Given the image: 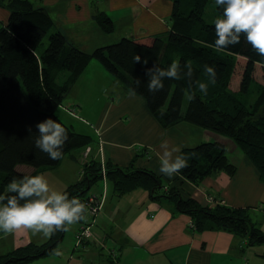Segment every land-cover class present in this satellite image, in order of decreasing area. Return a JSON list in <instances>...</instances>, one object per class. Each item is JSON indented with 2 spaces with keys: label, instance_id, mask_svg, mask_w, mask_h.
Here are the masks:
<instances>
[{
  "label": "trees",
  "instance_id": "16d2710c",
  "mask_svg": "<svg viewBox=\"0 0 264 264\" xmlns=\"http://www.w3.org/2000/svg\"><path fill=\"white\" fill-rule=\"evenodd\" d=\"M208 2L172 0L166 34L147 38L123 36L85 51L59 30H52L46 46L40 49L53 26L48 11L43 6H34L30 0H0L9 10L5 25L0 26V193L13 177L19 179L55 167L65 153L91 141L90 135L72 130L55 109L94 58L125 88L135 89L162 126L185 120L232 138L256 166L264 182V115L259 113L264 105V57L256 54L243 35L239 44L217 49L214 21L207 19ZM222 11L216 5L213 8L215 15L220 16ZM93 18L104 32L113 31V20L108 14L97 11ZM137 53L141 61L148 60L147 65L133 63ZM173 60H179L183 71H186L185 62L192 61L190 90H195L196 95L187 101L186 107H182L183 95L189 88L186 78L165 79L163 90L158 92H149L147 88L146 70L153 64L167 68ZM239 62H243L240 69ZM204 65L214 66L216 71V83H209L207 95L200 93L195 85L197 80L208 82ZM256 68L263 77L261 82L254 77ZM136 78L142 81L139 87ZM254 81L259 84L260 92L252 103H247L239 94L247 93ZM47 118L60 122L69 135L58 160L50 159L35 147L36 125ZM181 150L189 159L188 167L179 174L195 185L218 170L230 174L235 170L224 144L218 141H202ZM19 165L31 166L33 172L27 174ZM101 170L95 160L83 163L80 179L62 192L84 202L90 188L102 178ZM104 176L111 181L117 195L141 187L149 191L151 199L172 204L175 211L189 216L190 230L223 229L245 237L247 246L264 247V230L252 221L249 207L230 206L223 201L203 205L193 197L184 198L178 191L164 188L161 177L147 168H122L110 163L105 165ZM63 235L64 231H58L45 242L16 247L0 255V264H26L30 259L47 255Z\"/></svg>",
  "mask_w": 264,
  "mask_h": 264
},
{
  "label": "crops",
  "instance_id": "0c3cea01",
  "mask_svg": "<svg viewBox=\"0 0 264 264\" xmlns=\"http://www.w3.org/2000/svg\"><path fill=\"white\" fill-rule=\"evenodd\" d=\"M32 3L48 11L53 19L52 30H59L85 51L123 36L147 38L166 34L173 7L172 0H35ZM97 11L108 14L113 20L112 32H104L96 24L93 14ZM8 13V8L0 4V26L5 25ZM95 73L102 79L100 84L96 82ZM110 84L121 97L118 105L104 102L94 117L96 139L91 137L89 143L65 153L57 166L39 170L35 175H52L58 183V187L54 185L53 188L62 191L80 179L82 165L89 160L100 163L102 169L110 163L122 168H147L161 177L164 188L176 190L184 198L193 197L203 205L219 203L223 199L222 203L226 205L249 207L252 221L264 230V182L242 150L239 153L234 148L233 151L227 150L235 165L231 174L218 170L205 176L200 185L193 184L179 173L169 179L159 173V145L168 140L181 149L193 146L199 143V138L189 140L183 130L194 133L200 129L191 127L185 120L162 126L148 110L145 99L130 95L129 89L93 59L69 91L78 85L102 90ZM76 101L82 103L79 99ZM206 133L207 138L202 141H218L224 146L227 143L219 133ZM19 166H24L22 169L27 174L33 172L31 166ZM99 181L98 190L91 192L103 193V200L92 226H96L98 232L92 230L91 237L94 244L107 249L106 264H251L252 258H248L243 237L223 229L190 230L187 214L175 211L170 203L151 199L148 190L137 187L117 195L106 177L95 184ZM208 196L215 198V203L208 201ZM79 227L80 222L73 225L72 230ZM46 239L23 229L8 235L0 232V255L28 242L42 243ZM258 251L251 248L249 252L262 256L263 251Z\"/></svg>",
  "mask_w": 264,
  "mask_h": 264
},
{
  "label": "clouds",
  "instance_id": "9594fccd",
  "mask_svg": "<svg viewBox=\"0 0 264 264\" xmlns=\"http://www.w3.org/2000/svg\"><path fill=\"white\" fill-rule=\"evenodd\" d=\"M215 5L222 8V14L214 20V46L226 49L240 43L243 35L258 56L264 57V0H215ZM147 65L146 58L133 56V63ZM183 71L179 60H173L167 68L153 64L146 70L149 92H158L164 88V80L186 78L189 88L185 90L188 100L195 99L193 86V66L188 60ZM204 74L208 82L197 80L196 88L207 95L209 83H216L214 66L204 65ZM142 81L135 79L137 87ZM135 95V89H129ZM38 135L35 147L46 153L52 160L62 157L63 149L69 139L66 128L57 120L47 118L37 123ZM31 132V128L28 129ZM157 153L159 173L172 179L182 169L188 167V157L182 154L181 147L164 140ZM88 207L78 197L69 198L67 192L58 191L50 186L48 179L42 175H23L13 177L6 190L0 193V232L12 234L21 229L32 235L50 238L58 231L67 232L71 226L87 220Z\"/></svg>",
  "mask_w": 264,
  "mask_h": 264
},
{
  "label": "rangeland",
  "instance_id": "374dc122",
  "mask_svg": "<svg viewBox=\"0 0 264 264\" xmlns=\"http://www.w3.org/2000/svg\"><path fill=\"white\" fill-rule=\"evenodd\" d=\"M30 1L35 2V0H30ZM213 8L215 9V0H209V2L207 3V10H206V13H207L209 18L207 16L206 17L208 20H211V21H214L217 18V16H219L217 13H216L217 15L214 14ZM51 31H52V29L45 35L42 44L39 46L40 49H43L46 46V44L48 42V35L51 33ZM93 61H95L97 63H101L99 60H97L95 58L93 59ZM242 64H243V62H239V67H238L239 69L242 67ZM237 75H239V74H237ZM111 76H113V75L111 74ZM254 77L260 82L263 80V77L261 75L259 68L255 69ZM95 78H96V82L98 84H100L102 82L100 75H97L96 73H95ZM259 92H260L259 91V84L254 81L253 84L249 87L248 92L245 94H239V96H241L247 103H252L255 100L257 94H259ZM66 94H68V95H66ZM66 94L64 96L62 104H60L55 109V113L58 114V116H60V118L67 125H69L72 128V130L77 131L79 133L89 134L94 139H96L94 128H95V126H97L96 122L94 121V117L102 109L104 102L109 101L111 103H115V105H118V99L121 97V96H119V94H116V90H114L111 87V84L102 90L100 88H89V89H87V88H85V86H79L78 85L77 88L69 91ZM125 95L126 94H124V96ZM135 96L141 97L142 99H144L142 96H140L138 94H135ZM73 98L75 99L74 103L72 102ZM77 99L81 100L82 103H78V101H76ZM187 101H188V98H187V95L185 93L183 95L182 107H186ZM70 110L72 113L70 112ZM259 113L264 115V105L259 110ZM187 123H189L191 125V127H194L197 130L200 129V132L194 131V133L189 132V131L184 129L183 133L185 134V136H188L189 140H190V138H191V140H195L196 138H199L198 140H200V141H198V142H201L202 140H206V138H207V135H205V134H207L206 131H209L212 133H217L216 131L211 130V129H208L205 131L204 128H201L198 125L193 124L191 122H187ZM192 134H193V136L195 135V137H191ZM220 135H221V137H223L224 139L227 140V143L225 144L227 154H228L227 150L233 151V148H234V150L236 149L238 151V153H239V151H241V149L238 147V145L236 144V142L232 138H230L229 136H227L225 134H220ZM212 140H213V137H212ZM138 146L139 145H137L135 147H138ZM232 151H230V152H232ZM64 156H65V154L63 155V157ZM63 157H62V159H63ZM19 167L21 169L24 168V166H19ZM101 172H102V178L106 177V176H104V171L101 170ZM82 173H83V171L81 170L80 174L82 175ZM43 175H45V177L48 179L50 186L52 188L54 187V185H55V187H58V183L56 182L55 178L52 175L50 176L48 173L43 174ZM100 185H101V181H99L97 184L92 186L88 192L92 193L91 191H97L98 188L100 187ZM93 194H95V193H93ZM95 195L98 196L99 198H103V193L101 195H97V194H95ZM208 201L215 203L216 200H215V198L208 196ZM219 201H223V199H220ZM249 215H250V210H249ZM96 217H95V219H96ZM259 224H261V223H259ZM72 228H73V226H71L69 231L64 232L62 240L60 241L58 246L53 251H51V253L44 255V256H40V257L30 259L26 262V264H58V263L59 264H106V262H104V261H106L105 257L107 255V249L103 248L101 244H98V245L94 244V240L92 239V237L88 238L89 240L87 242L81 244V245L76 244V242L78 240V236H77L78 230H75V229L72 230ZM92 230L98 232V229L96 228V226L92 227ZM75 231H76V233H75ZM243 238L246 240V246L245 247L247 249L246 253L249 254L248 258H252V259H250L249 263H251V264H263L264 263V257L257 256L256 254H253V253L251 254V252H249L251 248L256 250V251L260 250L258 252H262L264 250L263 245L262 244H256L252 247L247 246V239L245 237H243ZM113 246H115V245H113ZM87 248H89V251H86ZM70 257H72V258H70ZM254 258H258V260L253 261Z\"/></svg>",
  "mask_w": 264,
  "mask_h": 264
},
{
  "label": "built area",
  "instance_id": "2783aa9c",
  "mask_svg": "<svg viewBox=\"0 0 264 264\" xmlns=\"http://www.w3.org/2000/svg\"><path fill=\"white\" fill-rule=\"evenodd\" d=\"M102 170L104 171L105 169ZM102 200L103 198H99L93 193H89L85 196L84 203L88 207L87 220L80 222V227L77 231L78 240L76 244H80L93 235L92 226L94 225L95 217L101 208Z\"/></svg>",
  "mask_w": 264,
  "mask_h": 264
}]
</instances>
